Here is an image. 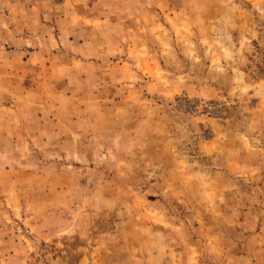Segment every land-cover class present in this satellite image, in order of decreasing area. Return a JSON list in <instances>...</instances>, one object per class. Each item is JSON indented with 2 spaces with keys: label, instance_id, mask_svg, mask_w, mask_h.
Returning <instances> with one entry per match:
<instances>
[{
  "label": "rangeland",
  "instance_id": "1",
  "mask_svg": "<svg viewBox=\"0 0 264 264\" xmlns=\"http://www.w3.org/2000/svg\"><path fill=\"white\" fill-rule=\"evenodd\" d=\"M0 264H264V0H0Z\"/></svg>",
  "mask_w": 264,
  "mask_h": 264
},
{
  "label": "crops",
  "instance_id": "2",
  "mask_svg": "<svg viewBox=\"0 0 264 264\" xmlns=\"http://www.w3.org/2000/svg\"><path fill=\"white\" fill-rule=\"evenodd\" d=\"M74 1H75V0H74ZM6 52H7V54H12L13 51L10 50V52H8V51H6ZM17 52H20L21 54H24V50H20V51H17ZM7 54H6V55H7Z\"/></svg>",
  "mask_w": 264,
  "mask_h": 264
}]
</instances>
